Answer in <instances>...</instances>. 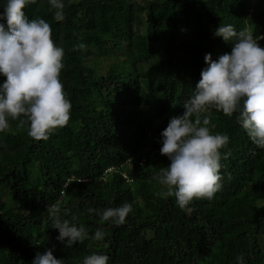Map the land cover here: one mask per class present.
<instances>
[{"label": "trees", "instance_id": "16d2710c", "mask_svg": "<svg viewBox=\"0 0 264 264\" xmlns=\"http://www.w3.org/2000/svg\"><path fill=\"white\" fill-rule=\"evenodd\" d=\"M64 4L59 20L48 0H28L24 9L49 23L64 50L59 79L71 108L46 140L27 135L23 116L8 117L0 131V264H31L47 248L65 264H81L92 251L107 255L108 264H264V149L237 113L209 107L200 114L211 133L229 138L211 199L193 198L181 209L174 196L159 195L165 186L154 177L170 161L152 153L169 119L183 114L205 53L215 60L231 51L215 27L264 34V0ZM57 200L61 216L75 215L89 238L71 247L56 239L45 208ZM125 202L132 210L121 225L87 211ZM97 228L102 240L91 238Z\"/></svg>", "mask_w": 264, "mask_h": 264}, {"label": "clouds", "instance_id": "9594fccd", "mask_svg": "<svg viewBox=\"0 0 264 264\" xmlns=\"http://www.w3.org/2000/svg\"><path fill=\"white\" fill-rule=\"evenodd\" d=\"M48 2L55 9L54 17L62 19L64 0ZM27 3L28 0H0V76L6 77L0 82V131L8 127V117L23 116L28 122L27 135L46 140L50 130L69 120L71 104L59 79L64 50L54 44L48 22L28 18L24 10ZM213 35L232 42L231 51L215 60L211 53H205L206 67L201 70L192 95L182 103L183 114L171 117L160 132L159 151L170 162L154 179L165 186L159 195L174 196L181 209L193 198L211 199L220 188L219 150L229 138L210 132L207 115L201 120L200 114L207 108L214 107L227 116L237 113L236 122L253 144L264 149V46L258 43L264 34L254 35L243 28L237 30L230 23H220ZM62 210L58 200L45 208L50 227L58 230L56 239L71 247L89 238L75 215L69 220L61 216ZM131 210L128 202L87 209L100 220H111L115 225L123 224ZM104 235L103 229L97 228L91 238L102 240ZM108 260L107 255L92 251L82 258L81 264H108ZM31 264L65 261L47 248L37 252Z\"/></svg>", "mask_w": 264, "mask_h": 264}, {"label": "built area", "instance_id": "2783aa9c", "mask_svg": "<svg viewBox=\"0 0 264 264\" xmlns=\"http://www.w3.org/2000/svg\"><path fill=\"white\" fill-rule=\"evenodd\" d=\"M155 140V142H156V144H157V148H155V150L154 151H152V153L153 154H157V155H159V156H165V155H161L160 154V151H159V149H160V144H161V139L160 138H155L154 139ZM168 158V157H167ZM146 162V157H143L142 159H141V161H140V163H139V165H143L144 163ZM112 169H108L107 170V172H109V171H111ZM124 178H128L126 175H124ZM69 182V181H68ZM68 182L65 184V186H67L68 185ZM129 182H131V180H129Z\"/></svg>", "mask_w": 264, "mask_h": 264}]
</instances>
